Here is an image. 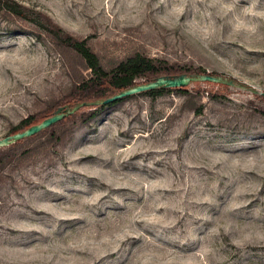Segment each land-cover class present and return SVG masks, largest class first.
Masks as SVG:
<instances>
[{"label": "rangeland", "instance_id": "rangeland-1", "mask_svg": "<svg viewBox=\"0 0 264 264\" xmlns=\"http://www.w3.org/2000/svg\"><path fill=\"white\" fill-rule=\"evenodd\" d=\"M16 1L106 68L138 52L233 84L133 94L0 149V264H264V0ZM87 74L0 10V138Z\"/></svg>", "mask_w": 264, "mask_h": 264}, {"label": "trees", "instance_id": "trees-1", "mask_svg": "<svg viewBox=\"0 0 264 264\" xmlns=\"http://www.w3.org/2000/svg\"><path fill=\"white\" fill-rule=\"evenodd\" d=\"M0 10L31 21L35 26H38L40 29H42V32H44L49 38L56 41V43L73 50L81 59L84 68L88 70L87 76L81 78L77 82H73L68 87L67 92L64 95L49 103L42 111L37 112L36 114H30L21 119L16 125H12L9 132L14 134L26 129L32 124L39 123L44 118L52 115L59 106L73 107L76 104L85 102L86 104L84 106H81L73 114L62 118L49 127L41 130L37 134H34L28 138L20 139L8 146L0 148L2 151H11L17 144L25 140H32L48 131L51 132V136H49V138L51 139L52 143L58 142L60 138L57 137L53 132L57 125L63 124L76 116L79 117L80 121L88 124L93 119H95L106 107L117 104L128 96L107 104H95V101H102L103 99L119 91L130 88L141 82H147L162 75H175L183 72L188 74L207 73V71L200 66L191 67L178 64L169 65L167 64V61L154 59L138 52L130 54L120 60L117 64L106 68L102 65L97 53L94 52L93 49L88 45L86 38L78 39L66 33L62 28L53 25L46 15L40 11L26 9L24 5L17 2L16 0H0ZM210 73L213 75H219L213 72ZM217 84L223 85L222 83ZM188 85L175 88L160 87L146 90L140 92L139 94L156 97L171 90L186 92ZM258 96L264 99V96L261 94ZM86 107L88 110H84ZM7 154L8 152H5L0 156V171L7 163Z\"/></svg>", "mask_w": 264, "mask_h": 264}, {"label": "water", "instance_id": "water-1", "mask_svg": "<svg viewBox=\"0 0 264 264\" xmlns=\"http://www.w3.org/2000/svg\"><path fill=\"white\" fill-rule=\"evenodd\" d=\"M194 81H209L215 83H224L227 85L233 84L232 79H226L221 75H213L210 72L205 74H188V73H180L175 75H162L158 76L153 80H149L147 82H142L136 84L130 88L125 90L119 91L102 101H95L94 103H102L107 104L118 100L120 98H124L126 96H130L133 94H137L146 90L156 89V88H175V87H182L186 86ZM253 92H258L257 90H253ZM262 96H264V91L259 92ZM86 103L82 102L79 104L74 105L73 107H64L59 106L52 115L44 118L39 123L32 124L31 126L27 127L26 129L16 132L14 134H8L2 138H0V148L8 146L20 139L28 138L34 134H37L41 130L49 127L50 125L54 124L55 122L61 120L62 118L69 116L76 112L81 106H84Z\"/></svg>", "mask_w": 264, "mask_h": 264}, {"label": "clouds", "instance_id": "clouds-1", "mask_svg": "<svg viewBox=\"0 0 264 264\" xmlns=\"http://www.w3.org/2000/svg\"><path fill=\"white\" fill-rule=\"evenodd\" d=\"M240 22H237V27H239Z\"/></svg>", "mask_w": 264, "mask_h": 264}]
</instances>
